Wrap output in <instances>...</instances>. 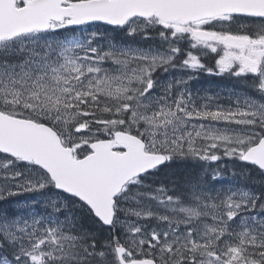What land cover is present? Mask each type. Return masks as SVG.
<instances>
[{
    "label": "snow or ice",
    "instance_id": "snow-or-ice-1",
    "mask_svg": "<svg viewBox=\"0 0 264 264\" xmlns=\"http://www.w3.org/2000/svg\"><path fill=\"white\" fill-rule=\"evenodd\" d=\"M0 264H264V0H0Z\"/></svg>",
    "mask_w": 264,
    "mask_h": 264
},
{
    "label": "flooded vegetation",
    "instance_id": "flooded-vegetation-1",
    "mask_svg": "<svg viewBox=\"0 0 264 264\" xmlns=\"http://www.w3.org/2000/svg\"><path fill=\"white\" fill-rule=\"evenodd\" d=\"M208 78L213 80V78L211 77H208ZM201 86L210 87V86H214V84H211L210 82H206V78L205 79L201 78Z\"/></svg>",
    "mask_w": 264,
    "mask_h": 264
},
{
    "label": "rangeland",
    "instance_id": "rangeland-1",
    "mask_svg": "<svg viewBox=\"0 0 264 264\" xmlns=\"http://www.w3.org/2000/svg\"><path fill=\"white\" fill-rule=\"evenodd\" d=\"M202 78H203V79L206 78V82H210V80H211V79H209L208 77H202ZM211 81H212V80H211ZM197 86H198V87L201 86V81H200V83H199Z\"/></svg>",
    "mask_w": 264,
    "mask_h": 264
},
{
    "label": "bare ground",
    "instance_id": "bare-ground-1",
    "mask_svg": "<svg viewBox=\"0 0 264 264\" xmlns=\"http://www.w3.org/2000/svg\"><path fill=\"white\" fill-rule=\"evenodd\" d=\"M211 81V80H210Z\"/></svg>",
    "mask_w": 264,
    "mask_h": 264
}]
</instances>
